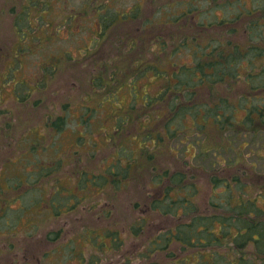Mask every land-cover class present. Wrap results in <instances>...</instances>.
Here are the masks:
<instances>
[{"label":"trees","instance_id":"16d2710c","mask_svg":"<svg viewBox=\"0 0 264 264\" xmlns=\"http://www.w3.org/2000/svg\"><path fill=\"white\" fill-rule=\"evenodd\" d=\"M18 1L16 7L21 8L10 9L11 12H17L14 14L15 48L7 46L6 54L3 57L0 55V74L6 73L7 68L8 75L16 71L18 61L21 59L19 52L24 51L21 42L27 41L28 38H38L28 36L33 28L31 20L33 10L36 9L37 16L44 20L40 10L49 6L50 0ZM105 1L107 0H95L92 5L99 6L96 10L98 15L102 16L103 30L107 29L112 33L115 28H121L120 25L125 23L124 34L129 41L124 52L129 61L126 67L128 72L110 74L114 81L106 82L120 84V81L116 80H121V74L131 75L130 79L125 78L128 79L127 85L132 96L127 108L130 106L135 109L131 113L123 112L117 120L120 119L122 123L125 120L124 115L129 117L134 111L140 110L142 114L151 113L152 120L154 119V122L158 123L157 127H160L159 132L147 133L140 130L136 131L135 135L126 136V141L129 137L134 140L139 138L143 144L140 147V154L143 157L146 142L150 141L153 144L150 147H156L186 130L196 132V137L202 135V139H195L200 153L211 152L214 156L220 154V149L227 152V148H232V143L235 144L239 136L264 133V0L262 2L250 0V5L247 4V0H151L152 3L156 2L155 5L159 4L157 8L161 7V10H164L162 13L165 15L164 20L156 22L146 15L150 14L148 9L142 14L138 13L141 7H146L144 3H134L131 8L121 10L122 13L114 9L112 11L115 12L114 15L108 18L110 14L108 15L106 11L101 13ZM203 6L205 8H202ZM112 8L114 7H105L109 12ZM218 11L222 13L221 16L216 14ZM73 15L77 16L76 13H72L63 17L60 27L68 26V20ZM99 34L104 35L98 31ZM27 48L31 50L29 44ZM181 49L188 53L189 60L182 62L172 60L173 55ZM86 53L89 54L90 51ZM129 56L132 60H129ZM10 58L14 61L7 62ZM134 64L137 67L134 68ZM43 65L47 67L49 60H43L41 66ZM10 77L12 79V76ZM0 80L1 118L5 113L12 111L14 99L9 102L3 101L5 77L0 76ZM22 81L17 77L11 90L27 110H34L38 100H34L32 105L29 94L26 93L36 91H33L32 87L27 88L26 92L20 91L18 84ZM135 83L141 91L140 96L136 94ZM148 85L151 91L146 89ZM85 118L86 116L81 114L79 123ZM186 118H192V122H184ZM46 122L53 126L50 127V132L53 130L60 132V128L67 124V115H50ZM13 125L10 120L4 121L6 127ZM118 126L120 124H117ZM143 127L152 125L143 124ZM33 144L39 143L34 141ZM239 145L240 143L237 146ZM0 148L1 159L8 153L3 152L5 148L3 144H0ZM233 150L234 155L222 169L224 171L220 172V168L214 167L217 161L211 162L212 172L208 178L210 195L206 208H200L202 205L198 203L196 191L199 187L195 185L196 178L189 170L192 165L183 167L179 164L171 171L159 164L161 169L152 178V183H146L147 188L144 187L148 189L149 198L152 197L150 211L164 216L171 214L175 219H170L173 221L170 226L160 229L155 236L150 237L145 252H141L143 254L138 264H264V206L260 205L264 202V182L256 180L264 179V174L256 175V172L252 171L254 180L251 182L244 180L248 170L236 168V163L241 161V152L235 147ZM125 152L127 154V149L123 150L122 154L125 159L115 156L114 161L105 170L100 171V174L94 173L95 186L107 185L116 188L126 184L125 181H128V176L131 175L130 170L134 169V166L128 163L135 155L127 156ZM152 152L153 150H149L147 146L145 158L152 159ZM22 155L23 153L20 156L23 163L21 173L24 176L20 177L17 171L11 175L30 180L34 177L32 189L39 192V196H36L48 201L50 205L53 198H57L59 185L53 184L52 190L48 181L46 185L40 182L37 184L39 180L35 173L31 172L33 168L28 167L27 155L24 157ZM17 159L9 156L4 164L16 163ZM2 161L0 160L1 164ZM40 161L42 167L38 172L51 174L54 169L52 164ZM184 161L186 159H183ZM7 168L3 167L0 170L6 171ZM87 173L89 172H83L84 175ZM12 182L9 181V185ZM79 183L82 187L81 182ZM18 184L19 187L24 186ZM1 190L8 193L10 189L6 185L2 186ZM50 190L52 196H49ZM205 191L206 188L203 192ZM4 198L5 196L1 197L0 206L7 216L11 200L5 203L2 202ZM31 198L32 196L28 198L26 204L29 205ZM54 208L52 212L56 215L59 213L58 208ZM7 224L0 226L1 233L10 231L11 228ZM107 231L112 241L117 242V235L113 237V231L116 230ZM1 236L2 234L0 238ZM99 241L102 244L103 240ZM133 259L127 255L123 264H131Z\"/></svg>","mask_w":264,"mask_h":264},{"label":"rangeland","instance_id":"374dc122","mask_svg":"<svg viewBox=\"0 0 264 264\" xmlns=\"http://www.w3.org/2000/svg\"><path fill=\"white\" fill-rule=\"evenodd\" d=\"M87 2V0H50L49 6L40 10L44 20L37 16L34 9L31 19L33 28L28 36H38V38H28L27 41L21 42L24 51L19 52L21 59L13 74H7L8 68H5L6 73L0 74L1 77H5L2 92L4 102L14 98L11 87L15 86L14 81L17 77L27 83L22 81L18 84L20 91L26 92L32 87L33 91H42L46 94V98L38 102L34 110H27L21 101H14L12 111L0 118V144L5 147L3 152L8 153L5 158L1 157L0 160L3 161L0 167L1 165V168L9 167L6 171L0 170V184H5L6 179L3 174L5 172L9 177L16 171L21 175L20 177L24 176L21 173L22 153V157L27 155L28 167L33 168L31 172L35 174L41 169L40 160H43L49 165L52 164L54 169L48 177L44 175L42 180L48 179L50 185H47L51 186V189H54L53 184H59L57 199L53 198L51 204L60 198V210L64 208L63 212H60V218H56L48 211L45 215L48 219L47 224L41 221L42 209L39 212L24 213L26 206L20 198L13 203V207H17L15 213L18 214V221L21 222V218L26 220L25 217L31 216L34 221L39 222V226L34 229L33 238H27L26 231L21 229L22 225L18 222L13 223V230L6 233L15 231V235L0 238V264H123L127 255L134 258L131 264H138L143 254L141 252H145L150 237L155 236L160 229L170 226L173 222L170 219H175L171 214L164 216L153 210L150 211L152 197L149 198L148 189L145 188H147L146 183H152V178L161 169L159 164L171 171H174L179 164L183 167L192 165L189 170L196 178L195 185L199 187L196 193L198 203L202 205L200 208H206L210 195L208 178L212 172L211 162L217 161L214 167L220 168V172L224 171L222 169L234 155V147L241 152V161L236 163V168L248 170L244 180L248 182L254 180L252 171L256 172V175L264 174L262 173L264 172V133L239 136L235 144L232 143V148H227V152L220 149L218 156L211 155V152L200 153L195 139H202V135L196 137L197 133L192 130L180 132L168 142L156 147H150L153 144L150 141L146 142L144 157L140 154V147L143 144L139 138L134 140L129 137L126 141V136L135 135L136 131L155 133L160 131V127H157L158 123H155L154 119L152 120L151 113L142 114L140 110L134 111L129 117L124 115L125 120L122 123L120 119L117 120L123 112L131 113L135 109L130 106L127 108L132 96L127 85L128 79H125L127 77L130 79L131 75H124L128 72L126 67L129 64L124 55L129 43L124 34L126 24H121L122 29L117 27L112 33L107 29L103 30L102 16H99L96 10L99 6L92 7L95 0ZM134 3H144L147 8L141 7L138 13L142 14L148 9L150 14L146 15L153 22L164 20L165 15L162 14L164 10H161V7L157 8L159 4L155 5L156 2L152 3L151 0H107L102 4L104 6L101 13L106 11L108 15L110 14L108 18H112L114 9L121 12L123 9L131 8ZM18 4V0H0L2 57L6 54L7 46L15 48L14 14L17 12H11L10 9L11 7L15 9ZM247 4L250 5V0H247ZM106 6L114 8L109 12V9H105ZM198 11L200 12L199 9ZM72 13L77 14L71 17L72 24L70 25L71 19H69L68 26L60 27L62 18ZM216 14L222 15L220 11ZM98 31L104 35H98ZM27 44L31 50L27 48ZM86 51L90 53L87 54ZM178 51L173 55L172 60L177 62L189 60L185 49ZM43 60H49L47 67L41 66ZM55 60L60 61L57 63L54 62ZM129 60H132L131 56ZM12 61H14L12 58L7 60V62ZM133 67L137 65L134 64ZM122 71L124 73L120 76L121 80H116L120 81V84L106 83L114 81L110 74ZM101 76L106 81L100 79ZM135 88L137 96H140L141 91L136 83ZM146 89L151 91L149 85ZM58 113L67 115V124L60 128V132L55 130L50 132V127L44 125L46 117L56 116ZM81 114L86 118L79 123ZM5 120H10L11 124H14L13 127L4 126ZM186 121L192 122V118L184 119V122ZM117 124L120 126L117 127ZM143 124L152 127H143ZM25 134L32 136L26 137ZM34 141L39 144H33ZM239 143L240 145L237 146ZM147 146L149 150H153L150 160L145 158ZM125 149L127 154H134L135 158L130 159L128 163L134 166V169L130 170L131 175L129 174L124 186L116 188L107 185L95 186V179L90 175H84L81 179V173L84 171L100 174V171L105 170L114 161L115 156L125 159L122 156ZM9 156L18 158L17 162L4 164ZM183 159L186 161L183 162ZM56 177L59 183H56ZM14 179L17 178L14 176L13 181ZM256 180L264 182L263 178ZM79 182L85 187H80ZM17 183L22 184L19 179ZM20 188L25 189L24 186ZM205 188L206 191L203 192ZM11 196L6 193L2 202L8 203ZM29 204L49 205V202L35 197ZM260 205L264 206V202ZM107 229L116 230L113 231V237L117 235V242L112 241ZM52 230L55 232L60 230V238L46 242V232L49 234ZM101 239L102 244L99 241ZM27 249L32 253L25 256Z\"/></svg>","mask_w":264,"mask_h":264},{"label":"flooded vegetation","instance_id":"af4514ba","mask_svg":"<svg viewBox=\"0 0 264 264\" xmlns=\"http://www.w3.org/2000/svg\"><path fill=\"white\" fill-rule=\"evenodd\" d=\"M106 66L108 67L107 63H106ZM26 94H29V97H30V100H31V104L32 105H34V102H33L34 100H38V102H40V101H42V100H44L46 98V94H44L42 91L29 92V93H26ZM13 99H14V101H20V100H18V96L16 94H14V98ZM38 102L34 105L35 108H36ZM58 115H60V113H58ZM46 120H47V117H46ZM46 120L44 122V125L46 127H53L51 124L47 123ZM9 160H12V159H9ZM3 174L5 175L6 181H5V184L4 185L3 184H0V204H1V197L2 196H5V194L7 192L6 190H1L2 186L5 187L7 185L8 188L10 189L7 194L12 195L13 197L11 196V198H10L11 202H10V204L8 206V210H7L8 214H7V216L5 215V213H4L5 211L2 209V206H0V222L3 221L2 223H0V226H2L4 224H7L9 222L7 225L10 226V228H11L10 230H13V226H14L13 223H17L18 222V224H21L22 225L21 226V229H23L24 231H26V235H27L26 237L27 238H33L34 229L39 226L38 225L39 222L34 221V218L31 217V216L28 217V218L25 217L26 220L23 219V218H21V222L18 221V218H17L18 214L15 213V209H17V207H15V206L13 207L12 204L13 203H16L19 198L24 202L23 205L26 206V209H25L24 213L26 211L27 212H32V211L39 212V210L42 209V212L41 213H43V216L41 218L42 219L41 221L46 222L48 224V219L45 217L46 213L48 211L52 212V209L54 207H57L58 208L57 210H58L59 213L56 214L57 216L54 214V216H56V218H60V212H63V210H64V208L60 210V198H59L58 201H56V203H53V204H50V205H41L40 204V205L33 206L31 204H29V205L26 204V202H27V200H28V198L30 196H32L31 201H33L35 199V197H38L39 196V192H34L35 189H32L33 188V184H34V179H33L34 177H32L31 180L30 179H24V178H18V177H16L17 179H19L22 182V184H24L25 189L22 190L19 187V184L17 183V179H14V181H16V182H14L12 176L9 177L8 175H6V173H3ZM35 175L37 176V180H39L37 184H40L41 183L42 185H46V183H48L47 182L48 179L47 180L46 179L45 180H42L44 178V175L46 177L49 176V175H46L45 172H42V173L37 172ZM83 175L84 174L82 172L81 173V179H82V176ZM87 175H90V176L94 177V175H96V174H94V173H92V174L91 173H87ZM57 179L58 178L56 177L55 178V181H56V183H59V179L58 180ZM11 180L13 182L11 183V185H9V181H11ZM57 185H59V184H57ZM82 187H85V186L82 185ZM52 194L53 193L50 190L49 196H52ZM36 195H38V196H36ZM24 199H25V201H24ZM53 201H54V199H53ZM3 205H4V203H3ZM22 206L20 207V209H22ZM54 210H55V208H54ZM18 211H20V210H18ZM5 218H7V219H5ZM56 220H58V219H56ZM58 221H60V220H58ZM51 233H53V234H51ZM1 234H2V236H13V235H15V231L7 234L6 232L5 233H1V230H0V235ZM57 238H60V230L59 231H56V232L55 231H53V232H50L49 231V234H48V232H46V235H45L46 242L48 240L50 241L52 239H57ZM44 243H45V241H44ZM31 253H32V251L29 250V249H27V252H26V255L25 256H27V254L30 255ZM82 259H83V256H82Z\"/></svg>","mask_w":264,"mask_h":264}]
</instances>
